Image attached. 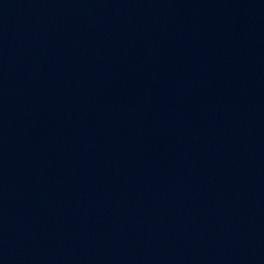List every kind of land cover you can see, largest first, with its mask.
I'll return each instance as SVG.
<instances>
[{
  "label": "water",
  "instance_id": "obj_1",
  "mask_svg": "<svg viewBox=\"0 0 264 264\" xmlns=\"http://www.w3.org/2000/svg\"><path fill=\"white\" fill-rule=\"evenodd\" d=\"M0 264H264V0H0Z\"/></svg>",
  "mask_w": 264,
  "mask_h": 264
}]
</instances>
